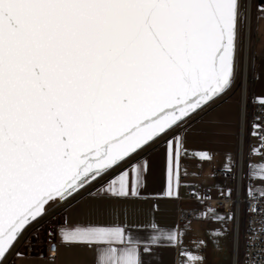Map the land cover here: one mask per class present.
<instances>
[{
	"label": "snow or ice",
	"instance_id": "obj_1",
	"mask_svg": "<svg viewBox=\"0 0 264 264\" xmlns=\"http://www.w3.org/2000/svg\"><path fill=\"white\" fill-rule=\"evenodd\" d=\"M241 15L242 0H0V264L50 204L98 178L116 201L140 196L157 141L232 89ZM166 144L175 199L183 141ZM250 168L264 182V163ZM62 236L95 264H141L124 227Z\"/></svg>",
	"mask_w": 264,
	"mask_h": 264
},
{
	"label": "crops",
	"instance_id": "obj_2",
	"mask_svg": "<svg viewBox=\"0 0 264 264\" xmlns=\"http://www.w3.org/2000/svg\"><path fill=\"white\" fill-rule=\"evenodd\" d=\"M250 73L248 93L252 101H259L264 98V43L256 57L252 53ZM239 105L238 91L232 88L202 111L186 118L167 137L158 140L146 157L150 171L139 197L126 201L112 199L104 191L108 179L104 176L61 201L48 216L45 237L35 240L31 251L15 249L8 264H95L98 256L95 249L63 240L64 231L84 226L124 227L138 242L141 264H186L191 258L184 255L185 252L202 257L200 264H233L232 212L207 207L200 200L186 195L189 184L194 191L207 187L212 193L231 192L232 176H220L215 171L234 167ZM176 136L183 141V152L179 198L172 199L163 196L167 182L166 141ZM200 152L208 153L211 159L195 155ZM242 185L254 187L243 182V177ZM200 206L203 207L201 217L177 221L178 207ZM171 232L183 235L178 242L171 243L164 238ZM153 236L160 239L153 243ZM51 242L54 250L49 253L47 247Z\"/></svg>",
	"mask_w": 264,
	"mask_h": 264
},
{
	"label": "built area",
	"instance_id": "obj_3",
	"mask_svg": "<svg viewBox=\"0 0 264 264\" xmlns=\"http://www.w3.org/2000/svg\"><path fill=\"white\" fill-rule=\"evenodd\" d=\"M243 16V13L242 15ZM244 39L241 55L240 89H239V120L234 167L228 169H216L220 176H232L233 185L229 193H212L207 187L194 191L191 184L188 185L187 198L200 200L207 207H217L232 212V260L233 264H264V195L256 187H244L242 185V163L244 159L253 153V149H260L264 153V104L252 101L248 93L247 84L251 81L248 72V50ZM238 73V68H237ZM243 89V91H242ZM259 128L253 129V125ZM258 134L253 135V131ZM240 131V132H239ZM240 133V136H239ZM253 137V144L250 141ZM240 141V157L238 162V143ZM261 156H264L262 154ZM240 164V175H237ZM251 190V195L249 194ZM203 207L177 208V221L184 222L201 217ZM35 243L33 239H21L16 248L24 245L25 251H31ZM54 244H48L47 252L52 253Z\"/></svg>",
	"mask_w": 264,
	"mask_h": 264
},
{
	"label": "rangeland",
	"instance_id": "obj_4",
	"mask_svg": "<svg viewBox=\"0 0 264 264\" xmlns=\"http://www.w3.org/2000/svg\"><path fill=\"white\" fill-rule=\"evenodd\" d=\"M247 0H242V13L243 16H241V22L239 26V32H238V39H237V68L238 73L236 75V81L232 88L236 89L239 94L240 89V70H241V55H242V45H243V39H244V26H245V40H246V13H245V7H246ZM264 3V2H263ZM264 43V6L262 8H258L256 6V0H252L251 4V11H250V19H249V32H248V72H250V63L252 58V53L255 54V57L259 54L260 48L262 44ZM255 46V49H254ZM251 74V73H250ZM249 84H247L248 89ZM255 125V124H254ZM253 125V126H254ZM252 126V127H253ZM254 129V127H253ZM240 136V133H239ZM250 141L253 144V137L250 136ZM264 163V156L256 155L254 152L246 157L244 159V162L242 163V169L241 173L243 174V182H246L250 186L257 187L260 190H264V182H261L259 180H255L251 178L252 169L250 168V165L260 164ZM52 207L47 211V214L44 215L41 219L34 222L25 232L24 235L21 236V239H33V240H40L43 237H45L46 229H47V222H48V216L50 212L53 210ZM18 240V241H19ZM17 241V242H18ZM15 243L14 247L7 253L6 257L3 259V264H8L9 256L10 254L17 249L15 246L17 244ZM32 249V246H31ZM19 251H25L24 245H21L18 248Z\"/></svg>",
	"mask_w": 264,
	"mask_h": 264
},
{
	"label": "bare ground",
	"instance_id": "obj_5",
	"mask_svg": "<svg viewBox=\"0 0 264 264\" xmlns=\"http://www.w3.org/2000/svg\"><path fill=\"white\" fill-rule=\"evenodd\" d=\"M251 4H252V0H247L246 7L244 9L245 13H246L245 16H246V28H247V30H246L247 34H246V40H245V45H247L246 51L248 50V32H249V19H250ZM242 91H243V89H242ZM240 151H241V148H240V141H239V144H238V162L239 163H240V161H239ZM239 171H240V164L238 166L237 175H238Z\"/></svg>",
	"mask_w": 264,
	"mask_h": 264
},
{
	"label": "water",
	"instance_id": "obj_6",
	"mask_svg": "<svg viewBox=\"0 0 264 264\" xmlns=\"http://www.w3.org/2000/svg\"><path fill=\"white\" fill-rule=\"evenodd\" d=\"M263 2H264V0H256V6H257L258 8H262V7H263ZM60 202H61V201H57V202H55V203L50 204V205L48 206L47 211H48L49 209H51L52 207H54L55 205L59 204Z\"/></svg>",
	"mask_w": 264,
	"mask_h": 264
}]
</instances>
